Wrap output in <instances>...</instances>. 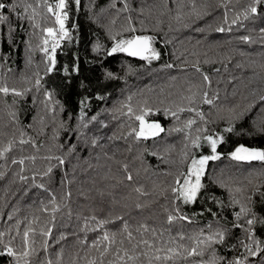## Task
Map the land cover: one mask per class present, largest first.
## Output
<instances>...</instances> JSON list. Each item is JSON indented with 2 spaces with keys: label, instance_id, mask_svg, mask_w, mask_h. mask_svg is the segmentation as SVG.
<instances>
[{
  "label": "trees",
  "instance_id": "obj_1",
  "mask_svg": "<svg viewBox=\"0 0 264 264\" xmlns=\"http://www.w3.org/2000/svg\"><path fill=\"white\" fill-rule=\"evenodd\" d=\"M249 2L250 0H240L237 4L233 0L227 10L229 22L234 13L242 12ZM111 3L112 0H81L79 10H76L73 4L69 13L70 18L66 22L71 40H65L57 49L55 69L44 76L40 91L37 92L33 88L25 98L0 94V147L10 139L16 141L13 151L8 153V160H0V172L5 173L3 178H0V232L11 229L12 235H15L14 226L17 221L22 222L20 224L22 233L34 217H39L41 222L51 219L48 213L40 210L43 205L49 203V192L34 186L44 183L56 195L57 203L61 204L60 211L55 214L52 235L55 238L60 233L69 234L68 240L62 242L65 245V264H70L69 253L72 251L70 246L76 239L86 237L90 243L99 235L98 231H80L78 225H82L83 220L78 218L96 215L99 219L111 210L113 214L125 215L130 223L144 220L150 226L166 230L164 239L167 240L169 237H175L178 232L193 235L201 228L207 232L206 226L209 223L213 227L217 224H227L231 227L230 222L238 208H221L210 197L215 196L219 201H223L224 205H229L228 189L246 185L250 171H254L251 177L254 183L264 184V175H258L264 171L259 164L253 169L249 165L228 158V154L239 144L264 148V133L257 130L258 126L264 123V101L259 98L264 94V83L261 81V75L264 73L259 67L264 63V56L261 55L264 53V44L260 42L259 32L260 28H264V15L247 21L242 20L243 26L233 25L231 32H216L214 29L217 25L227 27L223 22L225 11L223 4L227 3V0H220L211 14L202 19L189 20L185 16L181 21L175 19L177 14L175 0H168V6L172 11L164 16L160 15L163 0H131L133 8H139L142 4L145 7L144 16L140 17L144 20L142 34L155 36L154 46L161 53L159 60H153L148 64L138 58L128 57L125 53H115L111 56L106 54V50L113 45L108 26H111L114 34L125 23V14L121 13L116 24L111 25V20L117 16L115 9L110 7ZM116 6L121 7L118 0ZM188 11H190L188 7L183 9L184 13ZM132 15L139 29L137 13L133 12ZM20 23H23L24 30L17 27L15 47L7 42L5 26H0V54L6 56V59H0V64L3 65L0 67V83L17 89L32 87L26 80L34 82V73L39 70L43 75L44 72L42 54L39 51L28 53L26 49L25 41L30 31L27 22L13 19V25ZM200 28L204 31H197ZM123 35L126 37L128 34ZM244 35H250L255 42L250 44L241 42L239 37ZM32 43L35 47L38 40L33 38ZM97 44L102 45L99 50L96 48ZM241 51L248 55L241 56ZM29 55L32 57L31 64L27 62ZM197 62L212 81L211 88L204 86L203 90L208 91L210 97L215 92L219 93L215 107L200 105L208 121L207 127L210 132L224 135L226 142L218 147L222 159L209 162L202 181L207 185V189L202 191L203 199L198 198L197 204L182 206V211L193 218V223L174 222L168 225L167 215L173 206L172 198L170 191L162 190L169 188L173 183V177L167 173L175 174L178 168L180 171H186L187 164H180V153L187 143L184 134L161 133V137L139 143L131 137L127 138V142L123 139L111 141L107 137L113 134L119 136L122 132L128 131L127 125L130 122L122 114L126 111L124 108L126 104L130 103L137 109L143 107L146 101L148 106L161 110L174 104H186V101L182 102V97L190 94L189 88L195 90L193 86L204 84L200 73L193 67ZM168 64L173 67H165ZM237 64H241L242 67H237ZM76 67L78 71H74ZM65 68L69 70L67 75L64 72ZM215 69L220 71L217 72ZM109 72L115 78H109L107 76ZM45 90L53 92V101H59V104L55 105L57 110L54 113L46 112L44 109L42 101ZM101 96L104 99L97 98ZM85 98L90 103V108L85 109L87 115L97 117L96 121L89 124L87 130L81 129L86 131L88 143H83V138L78 139L74 131H65L61 127L63 122L68 129L77 128L80 101ZM61 106L63 111H60ZM230 109H234L236 114L243 113V116L235 119ZM11 112L16 113L15 120L10 116ZM191 115L193 114L187 112L181 114L180 121L165 117L163 114L150 119L158 120L165 129H169L182 127L183 120ZM230 123H234L235 129L232 133H227L224 129ZM103 124L107 127H102ZM94 137L100 138L99 143L103 147L91 146L90 142ZM21 138H31L34 144H20ZM69 144L77 145V150L71 155L67 151ZM60 145L64 147L61 148ZM115 147L121 150L116 154V159L127 163L128 170L133 174L131 182L124 179L125 174L120 165L113 164L105 157V153L111 156ZM129 147L131 151L126 150ZM190 151L196 156L209 154L207 148L202 150L190 148ZM152 152H157L158 155L153 156ZM50 155L63 156L65 164L53 167L50 177L41 178L49 164L57 163L55 160L43 159ZM29 156L36 157L34 163L27 159L24 165L11 163L12 159L19 160ZM21 168L24 169L23 172ZM17 173L29 179L21 181ZM34 174L35 181L31 179ZM113 176L116 179H113ZM219 181H224L228 187H220ZM114 184L117 186L111 187ZM137 187L147 195L134 191ZM99 191L112 192L117 203H113L112 198L107 195L101 198L98 195ZM66 192H71L70 199L63 198ZM137 203L145 207L136 208ZM64 205L71 209V218L66 214L67 209ZM207 208L217 212V217L205 211ZM201 212L203 215L199 214ZM261 214L264 215V212ZM9 215L13 217L12 220L8 219ZM221 216L224 219H220ZM119 223L116 221L117 225ZM73 232L76 235H71ZM236 234L239 235V230H236ZM4 239L7 242L8 237ZM20 243V237H17L13 241V246L19 247ZM184 243L188 244V241ZM55 247L59 248L60 245ZM220 254H225V251L220 249ZM227 255L231 256L233 253L228 252ZM207 258L206 255L204 259ZM199 259L193 257L189 261H180L179 264H196ZM9 260L10 258L6 256L0 257V264H9Z\"/></svg>",
  "mask_w": 264,
  "mask_h": 264
},
{
  "label": "snow or ice",
  "instance_id": "obj_2",
  "mask_svg": "<svg viewBox=\"0 0 264 264\" xmlns=\"http://www.w3.org/2000/svg\"><path fill=\"white\" fill-rule=\"evenodd\" d=\"M118 2L121 5L119 8L116 6L117 0H112L110 4V7L115 9L117 14L116 18H113L110 23L115 25L121 13L125 14V23L114 34L111 26H108L107 30L113 45L106 50V54L111 56L115 53H125L128 57L138 58L148 64H151L153 60H159L161 53L154 46L156 37L142 34L144 32V20L140 19V17L144 16L146 10L143 4L139 8H133L131 0H118ZM232 2L233 0H227V3L223 4L225 9L223 22L227 27L217 25L214 29L216 32H231L233 25L240 24L243 26L241 24L242 20L247 21L254 19L258 15H264V0H250L247 7L242 12H235L229 22L227 10ZM175 3L177 13L175 19L177 21L183 20L185 16L189 20H198L210 15L211 11L220 3V0H216L215 3L213 0H175ZM235 3L239 4L240 0H235ZM73 4L76 10L81 8V0H71V3L70 0H55V2H49V0H31V2L29 0H0V26H5L8 44L15 47L14 41L17 27L24 30L23 23L13 25V19L19 22H27L30 31H28V39L25 41L26 49L28 53L39 51L42 54L44 63L43 75L37 70L34 73V82L26 80V83H31L32 87L17 89L0 83V94L25 98L28 93L33 91V88L37 92L40 91L43 86L41 81L44 76H47L55 69L57 49L61 47V42L71 40L66 22L70 18L69 13L72 11ZM185 7H188L190 11L184 13L183 9ZM148 11H151V9H148ZM171 11L172 9L168 6V0H163L160 15L164 16ZM133 12L137 13L139 29L134 23ZM209 27L211 28L212 26L209 25ZM197 31L203 32L204 29L200 28ZM138 32L140 34H137ZM259 32L261 34L260 42L264 44V28H260ZM124 33L128 35L125 37ZM33 38L38 40L35 47H33L32 43ZM239 40L246 44L255 42L250 35L241 36ZM101 47L102 45L100 44L96 45L97 50ZM240 55L245 56L248 54L241 51ZM261 55L264 56V53H261ZM0 59H6V56L0 54ZM27 62L28 64L32 63L31 55L28 56ZM205 63H208V61H205ZM236 66L242 67L241 64ZM0 67H3V65L0 64ZM165 67L171 68L173 65L168 64ZM193 67L200 73L204 84L193 86L195 90L189 88L190 94L182 97V102L186 101V104H174L162 110L148 106L146 101L143 107L137 109H134L130 103L126 104L124 105L126 111L122 112V114L130 122L127 125L128 131L126 133L122 132L119 136L113 134L107 137L111 141L123 139L125 142H127L128 137H131L135 142L139 143L161 137V133H165V135H170L173 132L184 134V140L187 143L184 144V150L180 153V164H187L186 171H180L178 168L175 174L172 172L167 173V175L173 177V183L169 188L162 190V192L170 191L172 198L173 206L167 215L168 225H172L174 222L193 223V218L182 211V206L194 205L198 203V198L203 199L202 191L207 189V185L202 181L209 162L222 159V153L218 152V147L226 142L224 135L209 131L207 127L208 121L205 119V113L200 107L203 104L215 107L216 101L219 99V93L215 92L210 97L209 92L203 90L204 86L211 88L212 81L210 77L201 70L198 62ZM259 67L264 73V63H261ZM8 70L11 71L10 68ZM78 70V67L74 68V71ZM215 71L219 72L220 69H215ZM64 72L66 75L69 74L67 68L64 69ZM107 76L115 78L111 72L107 73ZM261 81L264 83V75H261ZM97 98L104 99L102 96ZM259 98L264 101V94L260 95ZM128 99L130 101L131 97ZM42 103L46 112L54 113L57 110L55 105L59 104V101H53V92L45 90ZM88 108H90L88 99L81 100L76 129H68L61 122V127L65 131H74L78 139L83 138V143H88L87 133L86 131H81V129L87 130L89 124L97 120L96 116L89 117L87 115L85 109ZM60 111H63L62 106ZM229 111L234 114L237 120L243 116V113L236 114L234 109ZM185 112L193 115L183 120L182 127L165 129L158 120L150 119V117L163 114L165 117H172L176 121H180L181 114ZM10 116L15 120L16 113L11 112ZM198 121L202 123H198ZM102 127H107V125L103 124ZM234 129V123H230L224 131L232 133ZM193 130L195 135H193ZM257 130L260 133H264V123L259 125ZM21 136H23V133ZM99 140V137L92 138L91 146L103 147V145H100ZM19 143L34 144V141L31 138H21ZM15 144L16 141L10 139L0 147V160H8V153L13 151ZM60 147L63 148L64 146L60 145ZM190 148L200 150L207 148L209 154L196 156L190 151ZM76 150V144L67 145L69 155ZM126 150L131 151V148L129 147ZM120 151L119 147H115L113 154L108 156L105 153V157L113 164L120 165L125 174L124 179L131 182L133 181V174L128 170V164L116 159V154ZM151 155L157 156L158 154L157 152H152ZM160 158L163 159V157ZM228 158L237 163L249 165L253 169L256 164H259L264 169V148L239 144L228 154ZM26 159L34 163L36 157L29 156L19 160L12 159L11 163L24 165ZM43 159L47 161L55 160L57 163L56 165L49 164L41 178L50 177L53 167H61L65 164L63 156L50 155ZM119 170L117 169V171ZM23 171L24 169L21 168V172ZM4 175V172H0V178H3ZM17 175L21 181L29 179V177L20 173H17ZM253 175L254 171H250L246 185L228 189L229 205H224L223 201H219L215 196L210 197L221 208H238L233 214V220L230 222L231 227L227 226V224H217L216 227H213L209 223L206 226L207 232L203 228L193 235L178 232L175 237H169L165 240L164 234L166 230L150 226L144 220L136 221L134 224L130 223L125 215L113 214L111 210H109L107 215L99 219L96 215L78 218L83 220L82 225H78L80 231H98L99 235L90 243L86 237L84 239H76L70 246L72 249L69 253L70 264H179L180 261H189L193 257L200 258L196 261V264H261V262H264V239L261 238L264 237V215L261 214V212H264V190H262L264 189V184L254 183L251 178ZM258 175H264V171L258 173ZM31 179L35 181L36 174ZM113 179H116V177L113 176ZM218 183L220 187H228L224 181H219ZM34 186L49 192V203L43 205L40 210L48 213L51 219L41 222L39 217H34L28 222L22 233L20 231L22 222L17 221L14 226L15 235H12L11 229L7 232H0V257L6 256L10 258L9 264H65V245L62 242L68 240L69 234L60 233L55 238L52 235L55 227V214L60 211L61 204L57 203L56 195L44 183L34 184ZM116 186L114 184L111 187L115 188ZM249 186L251 188L250 191ZM134 191L147 195L139 187L135 188ZM98 195L101 198L107 195L112 198L113 203H117L110 191L107 193L99 191ZM70 197L71 192H66L63 198L70 199ZM41 203L43 204V202ZM64 207L67 209L66 214L71 218V209H68L67 205H64ZM135 207L143 208L145 205L137 203ZM205 211L213 217L218 215L211 208H207ZM199 214L203 215V212ZM8 219L12 220L13 217L9 215ZM220 219H224V217L221 216ZM116 221L120 223L117 225ZM110 225L114 227H109ZM236 230H239V235L236 234ZM71 235H76V233L73 232ZM6 236L8 237L7 242L4 239ZM17 237H20L21 243L19 247H14L13 241ZM184 241H188V244H185ZM58 244L60 247L56 248L55 246ZM53 249L55 250L53 251ZM220 249H223L225 254L221 255ZM228 252L233 253V255H227ZM206 255L208 258L204 259ZM253 258H259V260H254Z\"/></svg>",
  "mask_w": 264,
  "mask_h": 264
},
{
  "label": "built area",
  "instance_id": "obj_3",
  "mask_svg": "<svg viewBox=\"0 0 264 264\" xmlns=\"http://www.w3.org/2000/svg\"><path fill=\"white\" fill-rule=\"evenodd\" d=\"M53 2H55V0H53ZM64 42H65V41H62V42H61V46L63 45Z\"/></svg>",
  "mask_w": 264,
  "mask_h": 264
}]
</instances>
